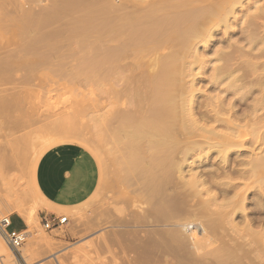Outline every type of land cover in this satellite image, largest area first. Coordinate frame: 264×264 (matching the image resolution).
Returning <instances> with one entry per match:
<instances>
[{"label": "rangeland", "instance_id": "374dc122", "mask_svg": "<svg viewBox=\"0 0 264 264\" xmlns=\"http://www.w3.org/2000/svg\"><path fill=\"white\" fill-rule=\"evenodd\" d=\"M20 1L23 5H21L18 0H0V145L2 147L5 144V149H3L4 147L2 148L4 153L2 151L1 152L3 154L0 152V182L3 179L15 181L14 183H16V185L17 184L19 185V188L17 187L19 194H20V192L21 193L25 192L26 195H24L23 197L20 195L21 196L20 197V196H18L19 194H17V198L16 197L10 198L8 196V194L3 191L2 183H0V198H2L4 200V203H3L4 205L3 206L1 205L2 212H0V217L9 218V217L20 216L24 220V222L27 226L25 229V232L27 234V241H26L25 246L22 248V250L29 249L28 232L33 230L32 225L29 223L28 220H26V218L28 216L29 211L32 208L37 207L38 212H37V216L35 217V220H36L35 222L38 225L37 226V229H39L38 232H40V234L42 236L46 237L47 239L49 238L48 240H50L52 243H54V246L56 245L55 250H59V251L61 250V252L63 251L62 252L63 255L60 257L62 264H143V261L146 264H150V262H152L153 260L151 261V260H149V258L145 259L146 257L150 256V253L151 254L153 253V255H155L157 257V258L155 257L154 262H152L153 264H156V263L157 264L158 263H161V264H191V261H192V264H195V263L196 264H210V262H211V264H251L250 262L252 260H253V264H254V262H256V259H257L258 264L259 263L264 264V261H263L264 260V250H261L262 248L264 249V245H263V243H264V238H263V236H264V219H263L264 218V203H262V202H264V191H263L264 189H262L260 186H258V184H260L258 181L257 182L254 181V180H257V179H255V177L258 178V180L260 179V182H261L262 178L257 177L256 175H255V177H253L254 175H252V176L249 175L248 176L249 178L248 177L246 178L247 180L246 179L241 180L236 176L237 175L236 171H238V169L241 168L239 166L240 163L242 164L245 161H247L246 163H249L248 161H251V160H252L251 163L255 162L256 155L261 157V155L264 153V144L259 145V143H262V142L258 141L259 143L256 144L257 140L254 139L253 141L256 142V143L254 142V147L252 146L253 141H250V143L248 142L245 144L246 146H245L244 151L243 150L239 151V148H235V150L233 149L231 151L232 153L229 152L230 156H228L229 157L228 159L230 161L229 164L231 167V172H230L231 174H229V175L232 176L235 174V176H236L235 179L237 181L240 180V181H238L239 184L235 182L236 186L238 184L239 193L242 192L243 190L247 189V188L242 189L243 184H249V186L251 185L248 189L249 190L248 193H247V191H245V195L247 193V199L245 202L246 206H247V208H246L247 210H246V212L241 213V211L240 212L237 211L239 208V207L237 208V205L234 206L233 203L232 204L230 203L231 204V207H230V205L228 203V201H231L232 200L231 198L234 197V196L231 197V195H235L238 193V191H235V190H237V188L236 189L234 188L235 190L231 189L229 191V193L227 192V196L229 195L228 197L224 196L226 198L225 200H228L230 198V200L226 201L228 203L229 208L228 207L225 208V206L223 205L225 200H224V197L221 196L222 195L221 191L223 189L222 181H226V182H228V181L224 180V177L220 176V173L218 172V171H221V173H222L223 169H220V168H222L223 165L221 163L222 167H220V159H219L220 155L218 153H216L215 150H212L210 152L211 154H209V158H206V160H204L203 163L201 162L203 159L197 161V156H199V154H200V151H197V150L195 153L192 152L193 155L192 154L189 155L190 157L188 156L186 161L183 159L185 151L187 149H189V147L191 145L195 146L196 144H199V145L201 144L202 147L208 148V145L203 144L206 142V138H211L210 143L211 142L213 143V140L215 143V141H216L215 138L213 139V137H207L208 135H206V136L204 135L206 137L205 138V137L200 136L198 134L195 135V133H194V135H195L194 137H193V135H191V136L187 135L186 136L185 134L182 133V131H180L181 132L180 134L178 133L179 132L178 131L176 134H179L178 139H180V141L178 142V140H176V141L174 140V142L172 144H170L171 145L170 149H168L167 153H166V154H168V156H166L168 158V160L166 158H164L166 161H168L167 162L168 164H166L167 166L165 165V167L168 169V171H169V169H171L167 175L169 177L165 180L164 185H162L161 187L157 183L158 181H156L157 185H155V183H154V185H155L154 186L153 183H151V185L149 183L146 184V178H145L146 176H145V172L142 171L143 170L142 165L139 168V170H136V171L135 170H131V171L128 170V168L130 169V167H128L127 163L129 164V161L131 160L130 156H131L132 150H131V148L128 147L129 145L127 146L128 142L126 140V135H125L126 132L125 131L123 132L122 127H119V126H121L120 125L121 122H119L120 118H118L115 115H112L113 117L115 116V118H113L114 121H112V119L111 120L109 119L110 121L107 123L103 119L105 117V114L108 118V116L111 115L109 112L113 113V110H115V112L119 111V114L123 113L124 111H125V113L128 112V114H129L130 111L133 112V111L138 110V108H139V110H141V108H145L144 105H146L148 103H149V107H151L153 101L152 100H151L152 102L150 101V99H149L150 94H148V93L152 92L151 89H153L155 84L153 85L149 79V75H148L149 71L148 70L151 67V66L150 67L148 66L149 62L151 61V59L155 60V57L157 58V61L159 59L164 58L161 56H162V54L165 53V51L167 52L166 56L168 54H170L172 50L174 52L176 48L170 47L172 40H173L172 44L178 45L175 47L180 46V48H181V45H182L181 41H183V43H184V40L186 41V39H188L186 42L187 45H185V44H183V45H185L184 48L186 46H188L189 49L186 47V49H182V52L185 51L184 54L186 53L185 59L187 61V64H186L187 67L184 64L185 59L183 58L182 61H180V66H179L180 68L178 67L180 71L177 68V70L179 72L177 73V71H176V76H178V74L181 75V76H178L179 79H180V77H182V78L186 77L184 81L180 80V83L178 84V87H180L179 89L183 90L182 94L183 93L185 94L186 92L189 93L188 92L189 87H186V85L189 86L188 83L191 81L190 78L192 79V74H194V73L198 74V72L200 73V75L197 76V79L195 82L196 89L198 88L197 91H199L196 93V97H195V100H196V102H195L196 117L198 116L197 115L198 112L199 113L201 112L200 114H202V112H203V113H205V115H207L208 112L210 113L211 112L210 110H212V106L210 109V103H209L210 101H212L211 97L216 98L218 96H221L224 100L226 99V105L227 106H228V104L230 105L229 102H231V101H229V100L233 99L235 105L237 103L239 104V108H238V106H237L238 104H237L235 107V110L237 108V109H239V111H237V112H240L238 114L239 115L243 114L244 113L243 109L247 108V106L251 102H253V100L256 101V98L259 96V94L258 93L255 94V95H257V97H255V95H252V97L254 96V98H255L253 100L252 99L250 100V98H252V97H250V95H249L247 97L248 103L244 102V101H243L244 102L243 103V102L239 101L240 97L238 99L235 94L230 93V92L229 93L227 92V94H226L224 89L219 90V88L215 84H212L211 76L214 74L215 68H219L221 66L222 67L223 66L229 67L230 65L234 67V66H236V64L240 63L239 62L240 58L237 56L236 52L233 51V49L238 48L237 47L238 45L240 47H241V45H242V47L244 45L245 50H250V46L248 45L247 40H246V36L248 35V33L250 34V32L255 30V28H256V30L258 29V31L261 32V35H262V33H264V19L262 21V18H260V16L264 18V0H238V2L236 0H232V1L231 0H223V1H226V2H224L225 3V6H223V7H225L224 9L225 10L227 9L230 12L234 9L233 12H235L233 14L232 13L229 14L227 16V18H225V16H224V18H222L223 14H222V16H220L218 18L217 14L214 13L215 10L211 9V12H212L211 13L209 11L210 8L208 10L204 9V11L201 12L200 11L201 9L199 7V4L201 6V1H199V0H196L195 2H194V0H190L192 3H189V0H182V1H180L181 3H179V1H177L179 3L178 4L176 2V4L178 6L175 4L177 6L176 7L177 9L172 8V6L174 7L173 3H172L173 5H171L169 7V9L166 6L162 7L163 13L160 15L163 16V14H165L166 18L164 16H163L164 18H162V17L159 18L160 19L159 23L160 22L164 23V24L162 23V25H163L162 29L164 28V30L161 29V27H160L161 24L158 28L159 32H161L160 33L161 36H160L159 32L157 33V31H158V29H157L156 33H153V36L150 35L149 40H147L148 39V38H146L147 36H145L146 39L144 38V36H141V37L139 36L140 38L135 37V39H136L135 44H132V43H134L135 39H134V37H131V35L129 36V34H130L129 31H125L124 29H122L120 31V30H118V28H115V29H113L116 33L114 36V33H112L113 30H110V31H109V29L107 30L108 24L110 23V21L112 19L111 15H112V17H114V16L116 17V16L120 15V13L122 12V11H120L121 8L122 9L124 8V6L122 4L120 6L121 2H119V1L114 2V4H113V2L112 3L109 2V5H108V1L106 2L107 5L105 4V1H104V3H103V5L105 4L104 7L101 5L102 2H100V4H99L100 8L95 5L96 2H93L94 7L91 6V4H89V6L94 9V12H93L94 14L92 13V15H91L90 10H88V7L87 8L84 7L85 3L82 4V6L80 4V7L84 10V12H82L81 15L78 14V12H79L78 11L79 5H78V7H77V9H78L77 14L78 15H75V16H74L75 10H73L74 7H68V8L66 7V10L70 9V11L67 10L68 12L64 11L65 8H63L64 10L60 12L61 14H58V12L60 11V9L58 10V7L62 8V5H61V7L59 5H54V7L58 6L57 9L55 8V12H54L53 6L52 7L51 6H45L46 2L45 3L44 2L39 3V1H34V2L27 1V0H20ZM16 3H19V5ZM98 3L99 2H97V5H98ZM196 3H198V4L195 5ZM224 3H223V5H224ZM30 4H31V6H30ZM110 4H112L113 6L111 7ZM116 5L117 6L119 5V7H120V8L118 7L119 10H118V8L116 9ZM179 5H181L182 7ZM197 6H198V8H195ZM202 6H205V5L203 4ZM165 8L169 11L168 13L165 10ZM42 9H44V11ZM171 9L173 11H171ZM28 10H30V12H28ZM86 10L88 11L89 15L87 14ZM91 11H92V9H91ZM110 11H112L113 14ZM117 11L118 12L120 11V12L118 13ZM164 11H166V13H164ZM184 11L187 13H185ZM207 11H208V13H207L208 18H209V14H212L213 16L215 14L217 16V17L211 16L212 18H214L213 20L217 21V22H213V20H212V22H213L212 23V22H208V20H205V23H208V25L210 27L212 26L213 29L212 28L210 29L211 31H210V33L208 32V36L206 34L205 38H207V39L206 40L204 39L205 40V42H204V40H203L204 36H201L200 38L197 36L200 39L199 40L198 38H195V37L193 38L189 35H191V32L196 31L197 28L200 25H202V24H200L201 20L205 19ZM33 12H34V14H33ZM39 12H40V14H39ZM66 12L70 15V17H69V15H68V17L66 16L67 15ZM107 12H108L109 16L107 15V19H106ZM171 12H173V13L176 12L177 15L176 14L170 15ZM55 13H56V19L54 16ZM63 13H65V14H63ZM188 13H189V17L187 16ZM193 13H195V14H193ZM57 14L59 16H63V18L58 17ZM71 14H72V17H71ZM114 14H117V15H114ZM256 14H258V15H256ZM34 15H35V17H34ZM39 15H41V18ZM190 15L191 16L193 15L191 17L192 19L190 18ZM91 16L95 19V22L97 25L95 24L94 19H92ZM95 16H97V17L95 18ZM201 16H203V17L201 18ZM228 17H229V19H228ZM65 18H67V20ZM210 18H209V21L212 19V18L211 19ZM247 18H249V19H247ZM46 19L47 20L50 19L52 21H50V20L45 21ZM98 19L100 20V23L98 22L99 21ZM167 19H168V21H171V23L167 22L166 21ZM195 19H197V21L201 19L200 23L197 24V21L195 22ZM206 19H207V17H206ZM226 19H227V22L225 23ZM62 20H66V21H62ZM71 20H72V22H71ZM73 20H74V22H73ZM177 20H178V22H177ZM188 20H189V22L186 23V21H188ZM76 21H77V23H76ZM143 21H145L144 24H148V23L151 24L152 22L154 23V21L156 22V20H153V18H150V20H149V18L145 19V20L143 19ZM179 21H180V23H179ZM245 21H247L246 25H245ZM166 22L168 23V25ZM48 23H49V25H48ZM174 23H175V25H174ZM177 23H179V24H177ZM237 23H239V24H237ZM240 23H241V25L243 24L244 28L240 25ZM81 24H82V26H81ZM103 24H105V25H103ZM137 24H139V23H137ZM141 24H143V22H141ZM141 24H140V26H141ZM193 24H196L195 28H194ZM247 24L251 25V27L250 26L248 27ZM93 25H94V28H93ZM197 25H199V26H197ZM252 25L254 27H252ZM77 26H78V30H76ZM226 26H227V28H226ZM66 27H67V29H66ZM174 27H176V29H174ZM177 27H178V29H177ZM190 27L193 30L190 31L189 30ZM48 28H50V29H48ZM72 28L73 29L75 28L74 31H77V32L75 33ZM95 28H97V31H98L96 33H95L96 30H94ZM259 28H261V29L259 30ZM103 29L105 30V32H103L104 31ZM160 29L163 31V34H162V31ZM167 29H169L167 33H169V32L170 33L165 35ZM172 29L175 30V35H174V31ZM171 30H172V34H171ZM247 30H249L248 33L244 35L243 33H245ZM124 31H125V33H124ZM164 31H165V33H164ZM182 31H183L184 35L186 36V39H184V35L182 37L180 36L181 33H179V32H182ZM225 32H228V34H226ZM55 33H56V35L57 34L58 35L56 36ZM98 33H100L101 35H97ZM119 33H121V35L124 34V35H122L123 39H125L126 35H127L128 42L131 43V46H129V47H127L128 44L126 45V50L129 52V54L124 49L125 45L122 46L123 43H125L126 41L121 38ZM75 34H76V36H75ZM109 34H110V38H109ZM154 34H155V36H154ZM156 34H157V37H156ZM48 35L50 36L49 38L47 37ZM95 35H97V37ZM116 35H118L120 37L118 38ZM177 35L180 38V40L178 39ZM101 36H103V37H101ZM105 37H107L106 38L107 41L105 40ZM142 37H143V39H142ZM151 37H152V39H151ZM210 37H211V39H210ZM167 38H168V41H167ZM174 38L177 40H175ZM201 38H202L203 44L201 42ZM129 39H131V41H129ZM138 39L139 40L142 39L139 42L140 44L138 43V41H139ZM158 39H159V41H158ZM160 39H162V40H160ZM190 39H191V41H190ZM239 39H240V41H239ZM112 40H113V42H112ZM245 40H246V43H245ZM104 41H106L108 43L106 44V42H104ZM120 41H121V43H120ZM148 41L150 43L152 42L153 44L151 45ZM160 41H162V42L160 43ZM179 42H181V43H179ZM190 42L191 43L197 42V43H194V45L190 47ZM103 43H105V44H103ZM130 43H129V45H130ZM137 43L140 46H138ZM162 43H165V44L169 43L170 45L168 44L169 47L167 45L165 47V44H164V47H165V49H164L162 47L163 46ZM234 43H236L235 46L238 44L235 48H234ZM93 44H94V47H93ZM97 44H99V45H97ZM147 44H149V45H147ZM109 45H113V47L115 49L112 46H110V48L109 47L106 48ZM117 45H119V49H118ZM133 45H134V48H132ZM174 45H172V46H174ZM48 46H49V49H48ZM120 47H121V51H123V52L118 53V52H120ZM144 47H147V48H144ZM151 47H153V48H151ZM155 47L157 50H155ZM103 48H104V50H103ZM148 48L150 49V53H149ZM180 48H179V50L176 49V53H178L177 51H180V53H181ZM197 48H198V50H197ZM111 49H112V52H111ZM139 49L142 52V53L140 52V54L137 53L139 51ZM141 49H143V50H141ZM145 49H146V51L148 49L147 53H146ZM168 49H170V50H168ZM195 49H196V51L194 52ZM102 50L104 53L102 52ZM105 50L107 51V53ZM115 50H116V52H115ZM151 50H153V51H151ZM162 50H164V52ZM221 50L222 51L224 50L222 52L223 54L221 53ZM108 51H110V52H108ZM131 51H133V53H131L132 56L130 55ZM197 51L199 52L198 53L199 59H201V60L204 59L202 64H201L202 61L201 62L199 61L200 64H198L196 62V59L199 60L197 57L195 59V56H197L195 53ZM101 52H102V54H100ZM134 52H135V55H134ZM151 52H152V54H151ZM153 52L157 54V55L154 54V57H153ZM188 53L190 54V56L188 55ZM218 53H220V56ZM107 54H109V56ZM148 54H150L149 56L150 57L152 56V57L149 58ZM111 55H112V57H111ZM123 56L124 57L126 56L127 59L124 58ZM135 56L138 58L136 59ZM157 56H159V58ZM192 56H193V58H192ZM130 58H132V59H130ZM144 58H145V60H144ZM258 58L259 59H257V56L255 57V62H258L259 64L264 63V61H263L264 56H261V55L259 56V54H258ZM129 59H130V61H129ZM133 59H134V63L132 62ZM123 60H125V61H123ZM136 60L138 63H136ZM183 60H184V62H183ZM226 60H227V62H226ZM236 60H237V62H236ZM194 61L196 64L193 66ZM222 61H224V62L222 63ZM230 61H231V63H230ZM181 62H182V65L186 67L185 76H184L185 71L183 73V70H185V67L182 70ZM123 63H125L127 65V68H126V65H124ZM131 63L133 64V66L131 65ZM224 64H226V65H224ZM150 65H151V63H150ZM222 67H221V69H222ZM124 68H126V69H124ZM127 69L129 71H126ZM173 73H174V71H173ZM210 74H212V75H210ZM118 75H120V76H118ZM204 75H205V77H204ZM147 78L149 80L145 81ZM138 79H139V81H138ZM121 80H123L124 82ZM136 80H137V82H136ZM114 82H115V84H114ZM225 83H227V81ZM183 86H184V88H183ZM148 87H149V89H148ZM127 89H128V91H127ZM144 90L146 93H144ZM129 91H130V93H129ZM223 91H224L225 95H224ZM17 92H18V94L20 93L19 99H18V97L16 98V96L14 98V95ZM144 94H146V95L148 94V95L147 96L145 95V97H144ZM152 94H153V92H152ZM151 95H150V97H151ZM233 96H235V99L238 101H235ZM146 97H147V99H146ZM208 97L211 100H209ZM115 98L117 99V103L115 102L116 101ZM207 100H208V103L206 102ZM150 102H151V105H150ZM114 103H116L117 106H114ZM205 103H206V105H204ZM10 104H11L12 108L10 107ZM208 104H209V106H207ZM252 104H254V103H251L250 106H252ZM14 105H15L16 109H15ZM241 105H243L242 106L243 109H242ZM140 106H141V108H140ZM115 107L119 108V109H116ZM240 107H241V109H240ZM201 108H203L204 110H202ZM21 109L22 110L24 109V111H20ZM144 110H146V109H144ZM115 112H114V114H115ZM23 113H24V115L26 113L27 117H28L29 113H33L35 115V117H39V116L43 115L44 118H43V121L41 123H38V124L34 123L35 125H33L31 123L33 125L32 126L30 124V122L28 121L27 117L25 118L23 116V119L22 118L20 119V117H21L20 114L23 115ZM260 113L262 115L263 111L261 110L258 113L259 116H260ZM36 115H38V116H36ZM210 115H213V114L211 113ZM97 117L98 118L100 117L102 119V120H100V118H99V121H100L99 124L102 123V121H104L103 122L104 124L105 123L107 124L106 126H104L103 124H100L102 129L99 128L100 126L97 122V119H98ZM110 117L111 116H109V118ZM16 118H18V119H16ZM116 118L118 119V121ZM105 120L107 121L106 118H105ZM13 122L17 126V128H15V129H14ZM17 123H18V125H17ZM109 123H111V125H109ZM9 124H12V125L9 126ZM97 124L99 127L97 126ZM117 124L119 126H117ZM203 124H204V122H203ZM115 125H116L118 132L115 129ZM210 125H211V123H210ZM8 126H9V128H8ZM107 126H109V127H107ZM119 128H120L121 134H120ZM220 128H222V127H219V129ZM10 129H11V132H10ZM103 129H105V130L102 131ZM6 131H8V132H6ZM79 132H81L82 134L85 133L84 135H86V137H88V139L90 138V140L92 142H94L93 144H95V146H97V148L100 150L99 151L100 155H101L100 157L102 158V156H103V158L101 159V158H98L96 156V154L92 153L95 156V158L97 159L99 167H100V174H101L100 183H99L98 189H97L96 193L94 194V196L81 207V208H83V212H82L83 215L80 214V216L75 217L76 215L74 216L72 214L73 211H71V210H70V212H67V211L60 212L57 215L68 217V219L70 221L69 225L62 227L61 229H58V230L46 231L41 224V219H42L43 215L46 214V213H44L45 204L34 193L35 191H34V188L32 186V180H31L32 179V164H33L34 156H35L34 150L38 148V143L33 142L31 144L32 139L30 140V138H34L37 135L38 136L43 135L45 137H48V136H54V135H59V134L64 135V134H68V133H79ZM116 133L117 134L119 133L120 137L118 135L117 136L118 138H116V136H115ZM123 133H125V134H123ZM172 133L174 135L175 131H173ZM172 133L171 134L169 133L168 136L169 135L171 136ZM185 137H186V139H185ZM200 137H201V139H197ZM202 138H203V140H202ZM8 139L9 140L14 139L13 143L16 141L18 143H22V144L24 143V146L26 148L25 151L22 153V155H20L21 158L20 159L18 158L15 160L16 164H14V166H11L13 163H11L10 166L3 163V160H7L8 157L11 159V161L13 159L12 153H9L8 151L6 152V148H7L6 142L7 143L9 142ZM29 140H30V143H29ZM192 141H194V142H192ZM207 141H209V140H207ZM2 142H3V144H2ZM11 142H12V140H11ZM217 142L218 141H216V143ZM28 144H29V146H28ZM257 145H259V146H257ZM144 147H145V149L140 150L139 154L141 156H143L142 154H144L143 157L147 156V154H148L147 157H149V155L151 154V149L149 148V144L148 145H147V143H146V145L144 144ZM8 148H7V150H9ZM190 148H192V146ZM253 148H256L254 150L255 152L253 151ZM259 148H261V150H259ZM0 150H1V148H0ZM236 150H238V151H236ZM260 151H263V152H260ZM8 153H9V155H8ZM154 154H155V152H154ZM195 155H197V156H195ZM247 156H248V159H246ZM171 157L173 159L172 162H170V160H172ZM237 157H240L241 159L237 158ZM128 158H130V160ZM181 159H183V160H181ZM214 159H217V160H214ZM100 160H102V162ZM11 161L8 160V162H11ZM177 161L179 163H176ZM191 161L194 162V164L191 163ZM196 161H197V163H195ZM172 164L174 166H172ZM168 165H169V167H168ZM176 165L177 166L182 165L180 167V169H181L180 171L183 174L178 173L179 167L176 169V167H177ZM216 165L219 167V170H217V172L215 170V168L217 167ZM170 166H172V168ZM192 166L195 169V171L192 170V171H194V173L198 172L200 175L202 174L201 177H203L204 174L206 175V176H204L203 179H205V177L207 179V175H209V177H211V175H214V172H215V174L218 173L219 174L218 176L221 177V178H219V177L215 176L216 180L217 179L220 180L223 178L222 181L220 180L221 181L220 183L218 182L219 180L216 181L214 178V180L217 183H219V184L222 183V185L214 186L211 189L212 190L211 192L214 196H216V191H217V195L220 196V200H219V197L217 200V202H219V203L218 204L216 203L215 207L213 206L214 202H212V207H211V205H210L211 203L209 202L211 197L209 198L207 196L208 194L207 195L203 194V196H202V197H204L203 198L204 199L203 204L206 206L205 207L201 203V201H203V199L201 197H200V199H198V194L196 197L195 196L196 193H194L195 198L194 197L191 198L193 191L191 194V191H189L188 187H186V188L183 187L182 182L184 180H186V182H184V183H187V180L190 179L189 176H191L190 173H191V169H193ZM237 166H238V168H237ZM232 167H234L235 169ZM209 169H213V170H209ZM233 169L235 170V172L233 171ZM173 170H176V171L178 170V171L176 173V171H173ZM132 171H133V173H132ZM205 171H206V173H205ZM128 172L130 173L131 176L128 175ZM170 172L173 173L172 177L170 176V174H171ZM211 172H213V174ZM174 175H175V177H173ZM179 175H180V177H179ZM177 177H179V178L177 179ZM181 177L184 178L183 181H182ZM252 177L254 180L252 179ZM139 178L140 179L142 178V179L139 180ZM180 178H181V180H180ZM235 179H233V176H232V180H235ZM248 179H249V181H248ZM179 180H180V182H179ZM142 181H143V183L144 182L145 183L143 184ZM172 181H174V183ZM208 181H211V179H209ZM241 181L243 183H241ZM244 181L247 183H244ZM253 182H254V184H252ZM262 182H264V180ZM177 183H178L179 187L182 186V187H180L181 189L177 188L178 187ZM263 185H264V183H263ZM156 186H159L160 188L159 187L156 188ZM175 186H176V188H175ZM149 187H150V189H149ZM163 187H164V189H163ZM239 187H241L240 189H242V191H240ZM254 187H255V189H254ZM250 188H251V190H250ZM154 189H156V192ZM152 190H154L155 194ZM176 190H177V194H178V192L181 193L183 190L184 194L183 193L180 194L181 197L183 195V197H182L183 199L180 197V195H179V197L177 196ZM148 191H149V193H148ZM150 193H152V194H150ZM174 193L176 195H174ZM185 194H187V198L184 197ZM22 195H23V193H22ZM224 195H226V194H224ZM175 196H176V201H174ZM162 197H164V198L162 199ZM177 197L181 201V203H180V201L177 202ZM184 198H185V200H184ZM188 198H189V200H186ZM194 199H195V202L197 201L199 203L198 204L199 206L196 205V206H194V207H196V209L195 208H192V209H195L197 211L199 209V207H201L202 209L200 208L198 210L200 213H202V215L201 214L200 215L204 216L205 219L208 216L207 220L208 219L211 220V218H212L211 222L213 223V229H212V234L209 235L211 238L210 237H208L206 239L204 238L205 240L202 239L203 242L197 241L196 243H194L191 241L192 242L191 244H190V242H188L186 244H183L184 246L183 245L180 246L181 242H179L180 244H179L178 248H177V246L175 248V244H173V242L170 243L172 241V236L176 233L175 229L173 230L174 225L172 226V224L176 223L177 220H180V219L184 220V217H185V220L188 219V215H190V214H185V213H184L185 215L179 214V216L173 218L174 215L172 216V214H171L172 208H174L177 205H180V207H181L182 205H184V201L190 202V203H187L189 205L194 204L193 202H191V200H194ZM196 199H198V200H196ZM162 200L164 202H162ZM205 200H207V201H205ZM159 201H160V204L162 203L161 205L159 204ZM182 201H183V203H182ZM8 202L11 204V207H8V205H7ZM205 203H208L210 205V207H209V205H206ZM220 203H221V205H220ZM234 203H235V201H234ZM158 204L160 205V207H159V209H161L160 212H162V210H163V212H162L163 214L160 212L158 213V211H159V209H157V206H159ZM163 204H164V207H163ZM173 205H175V206H173ZM232 205H233V207H232ZM216 206L218 209L219 208L221 209V206L222 207L224 206L223 207L224 211L219 209V212H218V210H215V209H217ZM210 208H213V209L215 208L214 209L215 211L210 209ZM234 208L235 209L237 208L236 211ZM205 209H206V213L204 212ZM225 209H227V210H225ZM76 210H78V209H76ZM202 210H203V212H202ZM211 212H212V214H211ZM215 212H218L219 215ZM224 212H226L227 215H226V213L224 215ZM157 213H158V217H157ZM244 213H245V215H244ZM206 214H207V216H206ZM159 215H161L160 221H158ZM186 215H187V218H186ZM217 215H218V217H217ZM155 216L157 218H155ZM209 216H210V218H209ZM246 216H248V217H246ZM79 217H81V219ZM242 218H244V219H242ZM222 219H224V221H222ZM210 220H209V222H210ZM226 220L229 223H231V221H232L234 224L233 225L228 224V223H226ZM246 220L247 221L251 220L250 221L251 222L250 226L252 227L251 230H250L249 225H248L249 227L244 226L245 224L247 225ZM87 222H88V226H87ZM89 223L94 225L95 228L93 231H91L92 229H90V230L88 229V227L90 225ZM240 223H241V225H239ZM84 224L86 225L87 228L85 227ZM242 224H243V226H242ZM228 225H231L230 228L228 227ZM90 227H91V225H90ZM236 227L237 228L239 227L240 230L238 228V231H237ZM243 227L244 228L246 227L245 230ZM24 228H25V226L23 225V223L20 220H18L16 217L13 218L11 230L20 231ZM84 228H85V230H84ZM248 228L251 232L253 230L252 234L249 232ZM171 229L174 231V234L171 231ZM114 231L116 234H114ZM170 231H171V233H169ZM231 232H233V233H231ZM258 232H260V233H258ZM122 233H123V237L125 238L124 239L125 243H122L119 245H118V243H116L114 245L112 240H114L115 236L117 237V235H118V238L120 237V239H121ZM210 233H211V231H210ZM261 233H263L262 236H261ZM162 234H164V235H162ZM169 234L171 237L169 236ZM258 234H259V236H257ZM212 235H213V237H212ZM243 236H245V237H243ZM251 237H252V241H251ZM156 238H158L157 241H155ZM235 238L236 239L238 238L237 239L238 241L234 240ZM260 238H262V239L260 240ZM207 239H209L208 242H207ZM254 239H256V240H254ZM110 240H111V242H110ZM257 240L260 243L259 245H258ZM126 241H127L128 245L126 244ZM144 241H147V243H145ZM152 241H154V242L151 243ZM158 241H159V243H158ZM249 241H251V242H249ZM161 242H163L164 246ZM87 243H89V245ZM105 243H106V246H105ZM148 243L151 245V247L146 246L148 248V251H149L148 256L144 255L145 252L140 254L141 252L137 250V247H139L141 244H143V246L147 245ZM193 243L195 244V248L193 246L194 245ZM203 243L205 246H203ZM233 243L235 245H233ZM237 243H240L241 245L243 244V246H241V245L238 246ZM85 244H87V245H85ZM154 244H156V245H154ZM102 245H104V246L102 247ZM122 245H123V247H121ZM131 245H132V248H131ZM157 245H159V247L161 245L162 246L159 249ZM165 245H166V251L164 248ZM169 245H170V248H169ZM172 245L174 246L175 249H173ZM176 245H177V242H176ZM249 245H250V247H249ZM260 245H262L263 247ZM59 246H60V248H59ZM108 246H109V248H108ZM127 246H128V248H127ZM171 246H172V248H171ZM197 247H198V249H196ZM232 247H233V251H232ZM259 247H261V248H259ZM78 248H81L80 253H79ZM168 248H169V250H168ZM180 248H181V250H179ZM244 248H246L247 251ZM170 249H171V251H170ZM248 249H249L248 254H250V256H248V254H247ZM253 249L254 250L256 249V250L254 251ZM22 250H21L20 256H17V255L16 256L21 260V264H26V262H24L21 259V255L24 253V251H22ZM74 250H76V252L78 254L75 253ZM95 250H96V253H95ZM128 250H130V251L128 252ZM176 250H177V253H176ZM178 250H179V253L182 251V253H180V255H178ZM238 250H240L242 253L245 251V253L242 254ZM251 250H253L254 252ZM82 251H83V253H82ZM150 251H152V252H150ZM195 251H196V253H195ZM88 252H89V254H88ZM154 252H157V253L155 254ZM161 252H164V255H167L166 252L168 253V256H166L167 258L165 257L166 259L169 260V261L167 260L168 262L165 259V263H164V256H163V253H161ZM192 252H194L195 255ZM203 252H205V253H203ZM213 252H214V254H213ZM216 252H218L217 253L218 257H217ZM233 252H234V254H233ZM84 253H86V254H84ZM170 253L171 254L174 253V255L171 256ZM175 253H176V256H175ZM199 253L202 255V257L200 256ZM253 253L257 256H255ZM160 254H161V258H160ZM235 254L236 255L239 254V255L236 257ZM143 255L145 258L143 257ZM157 255L159 256V259L162 260L161 262L159 261ZM198 255H199V257H198ZM252 255H253V257H252V260L250 261V258ZM183 256H185V258L187 257V259H185ZM212 256H213V258H215L214 260L211 259ZM239 256H241V257L243 256V257L241 259L240 258L238 259ZM174 257H175V259H174ZM217 259H218V261H217ZM260 259H262V261H260ZM141 261H142V263H141ZM32 262L35 264H40V263L41 264H49L50 261L47 258V259H44L40 262H36V260L32 261ZM28 263L31 264L30 262H28Z\"/></svg>", "mask_w": 264, "mask_h": 264}, {"label": "bare ground", "instance_id": "6f19581e", "mask_svg": "<svg viewBox=\"0 0 264 264\" xmlns=\"http://www.w3.org/2000/svg\"><path fill=\"white\" fill-rule=\"evenodd\" d=\"M19 2H20V4L21 5H23L22 3H21V1L20 0H18ZM27 1H32V2H34V1H39V3L41 2H46V5L45 6H53V11L55 12V8L57 9V7L58 6H56V7H54V5H59L60 7H61V5H62V8H59L58 7V10L60 9V11L58 12V14H61L60 12L61 11H63L64 9L63 8H65V10L64 11H67V10H69L70 11V9H67L66 10V7L68 8V7H76L75 9L73 8V10H75V12H74V16L75 15H81V13L82 12H84V10L80 7V4H81V6H82V4H84V7H88V10H90V12H91V15H92V13L94 12V9L92 8V7H90L89 6V4H91V6H93L94 7V4H93V2H96L95 3V5L96 6H98L99 8H100V6H99V4H100V2H102V6L104 7V5L106 4V2L108 1V5H109V2L110 3H112L113 2V4H114V2H117V1H119V2H121L120 3V6H121V4L124 6V8L122 9L121 8V10L120 11H122L121 13H120V15H118V16H114V17H112V15H111V21H110V23L108 24V27H107V30L109 29V31L110 30H113V29H115V28H118V30H122V29H124L125 31H129L130 32V34H129V36L131 35V37H134V39H135V37L136 38H140L141 36H144V38H145V36H147L146 38H148L147 40H149V38H150V35H152L153 36V33H156V31H157V29L159 28V26H160V24H161V29H162V23L163 22H160L159 23V18L160 17H162V18H164L165 17V14H163V16H161L160 14H162L163 13V9H162V7L163 6H166V7H168V9H169V7L171 6V5H173L174 4V7L172 6V8L174 9V8H176L178 5L176 4V2L177 1H179V3H181L180 1H182V0H27ZM104 1H105V4L103 5V3H104ZM196 0H194V2H195ZM199 1H201V6L204 4L205 6H200V4H199V7H200V11L201 12H203L204 11V9H206V10H208L209 8H210V12H211V9L212 10H215V12L214 13H216L217 14V16H218V18L220 17V16H222V14H223V17L222 18H224V16H225V18H227V16L229 15V14H233V13H235V12H233V10L230 12V11H228L227 9L225 10L224 8L225 7H223V6H225V3L224 2H226V1H223V0H199ZM232 1V0H231ZM237 2H238V0H236ZM91 2V3H90ZM97 2H99L98 3V5H97ZM175 2V3H174ZM185 2V1H184ZM193 2V3H194ZM173 3V4H172ZM178 3V2H177ZM178 3V4H179ZM188 3V2H187ZM189 3H192L190 0H189ZM188 3V4H189ZM223 3H224V5H223ZM16 4H18L19 5V3H16ZM35 4V3H34ZM177 6H176V5ZM183 4V3H182ZM198 3H196L195 5H197ZM227 4V3H226ZM20 5V6H21ZM43 5V4H42ZM78 5H79V7H78ZM86 5V6H85ZM88 5V6H87ZM107 5V4H106ZM229 5V4H228ZM30 6H31V4H30ZM110 6L112 7L113 5L112 4H110ZM109 6V7H110ZM115 6V5H114ZM179 6H181V5H179ZM227 6V5H226ZM19 7V6H18ZM77 7H78V9H77ZM97 7V8H98ZM119 7V5L117 6L116 5V9ZM182 7V6H181ZM228 7V6H227ZM226 7V8H227ZM261 7V6H260ZM90 8V9H89ZM96 8V7H95ZM120 8V7H119ZM119 8H118V10H119ZM180 8V7H179ZM195 8H198V6L197 7H195ZM235 8V7H234ZM91 9H92V11H91ZM112 9V8H111ZM177 9V8H176ZM40 10V9H39ZM43 11H44V9H42ZM79 12H78V11ZM98 10V9H97ZM165 10L167 11V13L169 12L166 8H165ZM47 11V10H46ZM52 11V12H53ZM119 11V12H120ZM166 11H164V13H166ZM171 11H173L172 9H171ZM177 11V10H176ZM197 11V10H196ZM28 12H30V10H28ZM27 12V13H28ZM49 12V11H48ZM68 12V11H67ZM66 12V13H67ZM72 12V11H71ZM77 12H78V14H77ZM86 12H87V14L89 15V13H88V11L86 10ZM97 12V11H96ZM106 12V11H105ZM110 12H112V11H110ZM118 12V11H117ZM118 12V13H119ZM185 12V11H184ZM230 12V13H229ZM36 13V12H35ZM115 13V12H114ZM117 13V14H118ZM185 13H187V12H185ZM207 13H208V11L206 12V16H205V19L203 20H201V23H200V20H198L197 21V19H195V22L197 21V24L198 23H200V24H202V25H197V26H199L198 28H197V30L196 31H193V32H191V35H189V36H191V37H195V38H200L201 36H204V38H203V40L205 39H207V38H205L206 37V34H207V36H208V32L210 33V29L212 28V26L210 27L209 25H208V23H205V20H208V22H212V20L214 19V18H212V17H217L215 14H214V16L212 15V14H209V18L211 19L210 21H209V18H208V16H207ZM212 13V12H211ZM33 14H34V12H33ZM39 14H40V12H39ZM53 14V13H52ZM57 14V15H58ZM63 14H65V13H63ZM94 14V13H93ZM96 14V13H95ZM103 14V13H102ZM112 14H113V12H112ZM117 14H114V15H117ZM176 14V12L175 13H173V12H171L170 13V15H175ZM193 14H195V13H193ZM201 14V13H200ZM49 15V14H48ZM68 13H67V17H68ZM87 15V16H88ZM101 15V14H100ZM107 15H108V12H107V14H106V19H107ZM177 15V14H176ZM199 15V14H198ZM256 15H258V14H256ZM31 16V15H30ZM40 16V18H41V15H39ZM55 19H56V13H55ZM105 16V15H104ZM109 16V15H108ZM186 16V15H185ZM187 16L189 17V13L187 14ZM193 16V15H192ZM191 15H190V18L192 17ZM200 16V15H199ZM231 16V15H230ZM34 17H35V15H34ZM58 17H62L63 18V16H59L58 15ZM65 17V16H64ZM69 17H70V15H69ZM71 17H72V14H71ZM92 17V16H91ZM97 16H95V18H96ZM203 16H201V18H202ZM206 17H207V19H206ZM247 17V16H246ZM29 18V17H28ZM33 18V17H32ZM39 18V17H38ZM149 18V20H150V18H153V20H156V22L154 21V23L152 24H149L148 22V24H144V22L145 21H143V19L145 20V19H148ZM166 18V17H165ZM251 18V17H250ZM260 18H262V21H263V17H261L260 16ZM45 19V18H44ZM59 19V18H58ZM66 20H67V18H65ZM92 19H94L93 17H92ZM109 19V18H108ZM186 19V18H185ZM184 19V20H185ZM192 19V18H191ZM194 19V18H193ZM221 19V18H220ZM228 19H229V17H228ZM247 19H249V18H247ZM48 20H50V19H48ZM47 19L45 20V21H48ZM66 20H62V21H66ZM97 20V19H96ZM99 20V19H98ZM152 20V19H151ZM176 20V19H175ZM43 21V20H42ZM50 21H52V20H50ZM57 21V20H56ZM61 21V20H60ZM70 21V20H69ZM107 21V20H106ZM167 22H169V23H171V21H168V19L166 20ZM193 21V20H192ZM203 21V22H202ZM248 21V20H247ZM247 21H245V25H246V23H247ZM255 21V20H254ZM68 22V21H67ZM71 22H72V20H71ZM73 22H74V20H73ZM94 22H95V19H94ZM99 23H100V20L98 21ZM141 22H143V24H141ZM166 22V23H167ZM174 22V21H173ZM177 22H178V20H177ZM187 22H189V20L188 21H186V23ZM194 22V21H193ZM213 22H217V21H214L213 20ZM212 22V23H213ZM227 22V19H226V21H225V23ZM244 22V21H243ZM242 22V23H243ZM249 22V21H248ZM258 22V21H257ZM260 22V21H259ZM76 23H77V21H76ZM87 23V22H86ZM137 23H139V24H137ZM179 23H180V21H179ZM179 23H177V24H179ZM250 23V22H249ZM256 23V22H255ZM85 24V23H84ZM95 24H96V22H95ZM140 24H141V26H140ZM164 24V23H163ZM237 24H239V23H237ZM47 25V24H46ZM48 25H49V23H48ZM97 25V24H96ZM100 25V24H99ZM103 25H105V24H103ZM167 25H168V23H167ZM174 25H175V23H174ZM192 25V24H191ZM195 25L196 24H193V26H194V28H195ZM212 25V24H211ZM240 25H241V23H240ZM81 26H82V24H81ZM92 26V25H91ZM182 26V25H181ZM231 26V25H230ZM242 27H243V24L241 25ZM247 26L249 27H251V25H248L247 24ZM59 27V26H58ZM97 27V26H96ZM99 27V26H98ZM168 27V26H167ZM170 27V26H169ZM179 27V26H178ZM178 27H177V29H178ZM183 27V26H182ZM192 27V26H191ZM190 27V31L191 30H193L192 28ZM214 27V26H213ZM252 27H254L253 25H252ZM261 27V26H260ZM88 28V27H87ZM93 28H94V25H93ZM217 28V27H216ZM226 28H227V26H226ZM231 28V27H230ZM244 28V27H243ZM258 28V27H257ZM48 29H50V28H48ZM64 29V28H63ZM66 29H67V27H66ZM73 29V28H72ZM75 29V28H74ZM74 29H73V31H74ZM84 29V28H83ZM99 29V28H98ZM160 29V30H161ZM170 29V28H169ZM169 29H167V31H166V33H165V31H164V33H165V35L166 34H169V33H167L168 32V30ZM174 29H176V27H174ZM174 29H172L173 31H174V35H175V30ZM213 29V28H212ZM229 29V28H228ZM247 29V28H246ZM261 28H259V30H260ZM58 30V29H57ZM76 30H78V26H77V29ZM94 30H96L95 31V33L96 32H98L97 31V28H95ZM93 30V31H94ZM104 30V29H103ZM162 30H164V28L162 29ZM161 30V31H162ZM166 30V29H165ZM172 30H171V34H172ZM183 30V29H182ZM188 30V29H187ZM230 30V29H229ZM245 30V29H244ZM90 31V30H89ZM125 31H124V33H125ZM248 31L249 30H247L245 33H243L244 35L245 34H247L248 33ZM54 32V31H53ZM52 32V33H53ZM56 32V31H55ZM58 32V31H57ZM69 32V31H68ZM75 33L77 32V31H74ZM103 32H105V30L103 31ZM118 32V31H117ZM159 32V29H158V31H157V33ZM73 33V32H72ZM71 33V34H72ZM93 33V32H92ZM112 33H114V36H115V31L113 30L112 31ZM122 33V32H121ZM121 33H119L120 34V36H121V38H122V35H124V34H122L121 35ZM161 32H159V34H160ZM179 33H181L180 34V36L182 37L183 35H184V33H183V31L182 32H179ZM226 34H228V32H225ZM260 33V34H259ZM60 34V33H59ZM62 34V33H61ZM118 34V35H119ZM162 34H163V31H162ZM54 35V34H53ZM55 35H56V33H55ZM58 35V34H57ZM56 35V36H57ZM97 35H101L100 33H98ZM97 35H95L96 37H97ZM106 35V34H105ZM104 35V36H105ZM118 35H116L118 38L120 37V36H118ZM126 35V34H125ZM243 35V36H244ZM75 36H76V34H75ZM108 36V35H107ZM113 36V35H112ZM140 36V37H139ZM154 36H155V34H154ZM160 36H161V34H160ZM169 36V35H168ZM198 36V37H197ZM242 36V37H243ZM46 37V36H45ZM48 38L50 37L49 35L47 36ZM101 37H103V36H101ZM156 37H157V34H156ZM155 37V38H156ZM159 37V36H158ZM165 37V36H164ZM177 37H178V35H177ZM190 37V38H191ZM248 37V38H247ZM94 38V37H93ZM107 37H105V40L107 41V39H106ZM109 38H110V34H109ZM145 38V39H146ZM173 38V37H172ZM188 38V37H187ZM198 38V39H199ZM116 39V38H115ZM114 39V40H115ZM123 39V38H122ZM132 39V38H131ZM131 39H129V41H131ZM133 39V40H134ZM142 39H143V37H142ZM142 39H138L139 41H138V43L142 40ZM151 39H152V37H151ZM164 39V38H163ZM175 39V38H174ZM178 39L180 40V38L178 37ZM183 39V38H182ZM184 39H186V36L184 35ZM183 39V40H184ZM192 39V38H191ZM191 39H190V41H191ZM210 39H211V37H210ZM118 40V39H117ZM121 40V39H120ZM123 40H125L126 42L125 43H123V45L122 46H124V49L126 50V45L128 44V46L127 47H129V46H131V43L130 42H128V37H127V35H126V38L125 39H123ZM132 40V41H133ZM160 40H162V39H160ZM175 40H177V39H175ZM178 40V41H179ZM187 40L188 39H186V41L184 40V43H183V41H181L182 42V45H181V48H180V46L179 47H175V46H178V45H174V44H172V42H173V40L171 41V48H176L177 50H179V48L181 49V53H180V51H177L178 53H176V49H175V51L173 52V50L171 51V53L170 54H168L167 56H166V51H165V55L164 54H162V56L161 57H164V58H162V59H159L158 61H157V58L155 57V60H153V59H151V61L149 62V79H150V81H151V83L154 85V87H153V89H151L152 90V92H153V94H152V92L151 93H148V94H152L151 95V97H150V95H149V99H150V101L152 102V105H151V102H150V105H151V107H149V103L148 104H146V105H144V107L145 108H141V106H140V108H141V110H139V108H138V110H136V111H133V112H131L130 111V113L128 114V112H126L125 113V111L123 112V113H121V114H119V111L116 113L115 112V110H113V113L112 112H109L111 115H109V116H111L110 118H109V116H108V118H107V116H106V114H105V117L103 118L104 119V121L107 123V122H109L111 119H112V121H114L113 120V118H115V116H117L118 118H120V121L119 122H121V126H119L118 124H117V126H119V127H122V129H123V132L125 131L126 132V134L125 133H123V134H125L126 135V140H127V142H128V144H127V146L129 147V148H131V150H132V152H131V160H130V158H128L130 161H129V164L127 163V165H128V167H130V169L128 168V170H139V168L141 167V165H142V171H144L145 172V178H146V184H150L151 185V183H153V185H154V183H155V185H157L156 184V181H158L157 183L159 184V186L161 187L162 185H164V183H165V180L169 177V176H167L168 175V173H169V171L171 170V169H169V171H168V169L165 167V165L166 164H168L167 162L168 161H166L164 158H166L167 160H168V158L166 157V156H168V154H166L167 153V150L168 149H170V144H172L173 142H174V140L176 141V140H178V142L180 141V139H178V135L181 133L180 131H182V133L183 134H185L186 136L187 135H193V137L195 136V135H200V136H203V137H205L206 135H208L207 137H213V139L215 138V140L216 141H218L217 143H216V141H215V143H214V140H213V143L211 142L210 143V141H211V138H206V142L205 143H203L204 145H208V148H206V147H202L201 146V144L199 145V144H196L195 146H193V145H191L192 146V148H190L189 147V149H185L186 151H185V153H184V157H183V159L186 161L187 160V157L189 156V155H191L192 154V152H196V150L197 151H200V154H199V156H197V155H195V156H197V161H199V160H202L201 162L203 163V161L204 160H206V158H209V154H211L210 152L212 151V150H215V152L216 153H218L219 155H220V157H219V159H220V167H222L221 166V163H222V165H223V167L222 168H220V169H223V171H222V173H221V171H218L219 173H220V176H222V177H224V180H227L228 182H226V181H222L223 180V178L222 179H220L221 181H222V183H223V189H222V191H221V196H227V192L229 193V191L232 189V190H235L236 188H237V190H235V191H238V181H240V180H236L235 179V177L237 176L239 179H241V180H245L249 175L250 176H252V175H254L253 177H255V175L257 176V177H260V178H262L261 179V182H260V179L258 180V178H256L255 177V179H257V180H254L253 179V177H252V179L255 181V182H259L260 184H258V186H260L262 189H264V185H263V183L264 182H262L263 180H264V153L261 155V157H259V156H257L256 154V157H255V162H252L251 163V161H248L249 163H246L247 161H245V162H243L242 164L240 163L239 164V166L241 167V168H239L238 169V171H236L237 172V175L235 176V174L234 175H232L233 176V179H235V180H232V176H230L229 174H231L230 172H231V167H230V164H229V157L228 156H230V154H229V152H231L233 149L235 150V148H239V151L240 150H243L244 151V149H245V144L246 143H250V141H253L254 139H256L257 140V143L255 142V141H253V147H254V142L256 143V144H258L259 142H262V143H259V145H261V144H264L263 142H264V63H262V64H259L258 62H255V57L257 56V59H259L258 58V54H259V56L261 55V56H264V33H262V35H261V32H259L258 31V29L256 30V28H255V30H253V31H251L250 32V34L248 33V35L246 36V40H247V43H248V45L250 46V50H245V46L243 45V47H242V45H241V47L238 45H236L238 48H235L236 46H235V44L236 43H234V48L235 49H233V51H235L236 52V54H237V56L240 58V63L239 64H236V66H229V67H225V66H221L222 67V69H221V67H219V68H215L214 70H215V72H214V74L212 75V74H210V75H212L211 76V81H212V84H215L218 88H219V90H221V89H224L225 90V92H226V94H227V92L229 93H233V94H235L236 96H237V98L239 99V97H240V100L239 101H241V102H247L248 100H247V97L250 95V97H252V95H255L256 93H258L259 94V96L257 97V95H255V97H257L256 98V101H254L253 99H255L254 98V96L252 97V98H250V100L252 99L253 100V102H251V103H254V104H252V106H250V104L247 106V108H245V109H243V105H241V107H242V109L244 110V113L243 114H238V113H240V112H237V111H239V109H237L236 108V110H235V107H236V105L238 104H234V101H233V99L232 100H229V101H233L232 103L231 102H229L230 103V105L228 104V106L226 105V99L224 100L221 96H218V97H216V98H214V97H211L212 98V101H210L209 103H210V109H211V106H212V110H210L211 112L209 113H207V115H205V113H203L202 112V114H200L198 111V113H197V115L199 116H197L196 117V112H195V102H196V100H195V97H196V93L197 92H199V91H197V89H196V84H195V82H196V79H197V76H199L200 75V73L198 72V74H192V79L190 78V82L188 83L189 84V86H187L186 84V87H189V90H188V92L189 93H187L186 91V93L184 94H182V89H179L180 87H178V84L180 83V80H185V78H182V77H180V79H179V77L178 76H181V75H179L178 74V76H176V71H177V73L180 71L179 70V66H180V61H182V59L184 58L185 59V54H184V52H182V49H186V47L188 48V46H186L185 48H184V46L185 45H187ZM195 40V39H194ZM200 40V39H199ZM205 40H204V42H205ZM230 40V39H229ZM246 40H245V43H246ZM93 41V40H92ZM106 41H104V42H106ZM110 41V40H109ZM152 41V40H151ZM155 41V40H154ZM158 41H159V39H158ZM157 41V42H158ZM167 41H168V38H167ZM170 41V40H169ZM193 41V40H192ZM236 41V40H235ZM239 41H240V39H239ZM243 41V40H242ZM96 42V41H95ZM112 42H113V40H112ZM117 42V41H116ZM123 42V41H122ZM135 42H136V39H135V41H134V43H132V44H135ZM149 42V41H148ZM162 41H160V43H161ZM181 42H179V43H181ZM201 42H202V38H201ZM108 42H106V44H107ZM120 43H121V41H120ZM129 43H130V45H129ZM137 43V44H138ZM145 43V42H144ZM143 43V44H144ZM150 43V42H149ZM159 43V44H160ZM177 43V42H176ZM193 43V44H192ZM190 42V47L191 46H193L194 45V43H197V42ZM231 43V42H230ZM96 44V43H95ZM103 44H105V43H103ZM110 44V43H109ZM113 44V43H112ZM116 44V43H115ZM118 44V43H117ZM140 44V43H139ZM138 44V46H140ZM142 44V43H141ZM151 45L153 44L152 42L150 43ZM163 44V48L165 49V47H166V45L168 46V44L169 43H162ZM164 44H165V47H164ZM183 44H185V45H183ZM192 44V45H191ZM202 44H203V42H202ZM243 44V43H242ZM97 45H99V44H97ZM121 45V44H120ZM147 45H149V44H147ZM156 45V44H155ZM170 45V44H169ZM172 45H174V46H172ZM180 45V44H179ZM189 45V44H188ZM231 45V44H230ZM106 46V45H105ZM110 46H112L113 47V45H109V46H107L106 48H110ZM118 46V49H119V45H117ZM157 46V45H156ZM183 46V47H182ZM197 46V45H196ZM195 46V47H196ZM206 46V45H205ZM232 46V45H231ZM93 47H94V44H93ZM149 47V46H148ZM160 47V46H159ZM169 47V46H168ZM114 48V47H113ZM132 48H134V45H133V47ZM136 48V47H135ZM144 48H147V47H144ZM151 48H153V47H151ZM48 49H49V46H48ZM98 49V48H97ZM115 49V48H114ZM131 49V48H130ZM149 49V48H148ZM148 49H147V51H146V49H145V51H146V53L148 52ZM161 49V48H160ZM189 49V48H188ZM232 49V48H231ZM248 49V48H247ZM101 50V49H100ZM103 50H104V48H103ZM103 50H102V52H103ZM141 50H143V49H141ZM155 50H157L156 49V47H155ZM167 50V49H166ZM168 50H170V49H168ZM197 50H198V48H197ZM106 51V50H105ZM127 51V50H126ZM136 51V50H135ZM151 51H153V50H151ZM163 52H164V50H162ZM189 51V50H188ZM187 51V52H188ZM192 51V50H191ZM196 51V49L194 50V52ZM224 51V50H223ZM222 50H221V53L223 52ZM257 51V52H256ZM102 52L100 53V54H102ZM108 52H110V51H108ZM111 52H112V49H111ZM114 52V51H113ZM115 52H116V50H115ZM114 52V53H115ZM121 52H123V51H121V47H120V52H118V53H121ZM128 52V51H127ZM140 49H139V51L137 52L138 54H140ZM144 52V51H143ZM155 52V51H154ZM153 52V57H154V54H156V53H154ZM158 52V51H157ZM173 52V53H172ZM228 52V51H227ZM255 52V53H254ZM104 53V52H103ZM106 53H107V51H106ZM131 53H133V51H131L130 52V55L132 56V54ZM136 53V54H137ZM142 53V52H141ZM149 53H150V49H149ZM159 53V52H158ZM198 51L195 53L197 56H195V59H196V57L199 59V56H198ZM111 54V53H110ZM116 54V53H115ZM126 54V53H125ZM124 54V55H125ZM128 54H129V52H128ZM151 54H152V52H151ZM160 54V53H159ZM193 54V53H192ZM219 54V56H220V53H218ZM223 54V53H222ZM106 55V54H105ZM108 56H109V54H107ZM134 55H135V52H134ZM144 55V54H143ZM150 54H148V56H149ZM157 55V54H156ZM182 55V56H181ZM188 55L190 56V54L188 53ZM130 56V57H131ZM140 56V55H139ZM201 56V55H200ZM227 56V55H226ZM111 57H112V55H111ZM116 57V56H115ZM114 57V58H115ZM119 57V56H118ZM124 57V56H123ZM152 57V56H151ZM150 56H149V58H151ZM158 58H159V56H157ZM102 58V57H101ZM108 58V57H107ZM124 58H126V56L124 57ZM123 58V59H124ZM134 58V57H133ZM135 58L137 59L138 57H136L135 56ZM140 58V57H139ZM187 58V57H186ZM192 58H193V56H192ZM262 58V57H261ZM127 59V58H126ZM130 59H132V58H130ZM130 59H129V61H130ZM141 59V58H140ZM224 59V58H223ZM109 60V59H108ZM115 60V59H114ZM143 60V59H142ZM144 60H145V58H144ZM148 60V59H147ZM146 60V61H147ZM194 60V59H193ZM204 60V59H203ZM203 60H201V59H199V60H197L196 59V62L198 63V64H200V62H201V64L203 63ZM225 60V59H224ZM237 60H236V62H237ZM105 61V60H104ZM123 61H125V60H123ZM140 61V60H139ZM153 61V62H152ZM200 61V62H199ZM258 61V60H257ZM264 61V60H263ZM132 62L134 63V59L132 60ZM183 62H184V60H183ZM192 62V61H191ZM224 61H222V63H223ZM226 62H227V60H226ZM136 63H138L137 62V60H136ZM150 63H151V65H150ZM230 63H231V61H230ZM124 65H126L125 63H123ZM184 64L186 65L187 64V61H186V59H185V62H184ZM191 64V63H190ZM196 63H195V61H194V64H193V66L195 65ZM227 64V63H226ZM226 64H224V65H226ZM229 64V63H228ZM234 64V63H233ZM131 65L133 66V64L131 63ZM181 65H182V62H181ZM204 65V64H203ZM131 66V67H132ZM179 67V68H178ZM182 67V70L184 69V67L185 66H181ZM186 67H187V65H186ZM186 67H185V70H183V73H184V71H185V73H184V76H185V74H186ZM198 67V66H197ZM126 68H127V65H126ZM126 68H124V69H126ZM177 68H178V70H177ZM131 69V68H130ZM148 69V68H147ZM146 70V69H145ZM126 71H129L128 69L126 70ZM147 71V72H148ZM173 71H174V73H173ZM188 71V70H187ZM124 72V71H123ZM182 72V71H181ZM188 73V72H187ZM175 74V75H174ZM202 74V73H201ZM145 75V74H144ZM147 75V74H146ZM118 76H120V75H118ZM143 76V75H142ZM141 76V77H142ZM187 76V75H186ZM144 77V76H143ZM188 77V76H187ZM204 77H205V75H204ZM121 78V77H120ZM124 78V77H123ZM127 78V77H126ZM125 78V79H126ZM209 78V77H208ZM112 79V78H111ZM115 79V78H114ZM113 79V80H114ZM140 79V78H139ZM139 79H138V81H139ZM148 78L145 80V81H147V80H149ZM118 81V80H117ZM121 81H123V80H121ZM143 81V80H142ZM153 81V82H152ZM188 81V80H187ZM227 81V83H225ZM124 82V81H123ZM136 82H137V80H136ZM149 82V81H148ZM141 83V82H140ZM139 83V84H140ZM187 83V82H186ZM211 83V82H210ZM114 84H115V82H114ZM136 84V83H135ZM147 85V84H146ZM184 85V86H185ZM150 86V85H149ZM152 86V85H151ZM184 86H183V88H184ZM116 87V86H115ZM144 87V86H143ZM216 87V88H217ZM111 88V87H110ZM140 88V87H139ZM152 88V87H151ZM148 89H149V87H148ZM124 90V89H123ZM131 90V89H130ZM146 90V89H145ZM145 90H144V93H146L145 92ZM185 90V89H184ZM111 91V90H110ZM127 91H128V89H127ZM256 91V92H255ZM143 92V91H142ZM201 92V91H200ZM221 92V91H220ZM129 93H130V91H129ZM176 93V94H175ZM203 93V92H202ZM223 93H224V91H223ZM117 94V93H116ZM147 94V95H148ZM215 94V93H214ZM24 95V94H23ZM129 95V94H128ZM141 95V94H140ZM145 95L146 94H144V97H145ZM146 95V96H147ZM205 95V94H204ZM217 95V94H216ZM224 95H225V93H224ZM15 96H16V98L18 97V99H19V97H20V93L18 94V92L14 95V98H15ZM223 96V95H222ZM13 97V96H12ZM116 97V96H115ZM143 97V96H142ZM225 97V96H224ZM234 97V99H235V96H233ZM13 98V99H14ZM22 98V97H21ZM207 98V97H206ZM209 98V97H208ZM226 98V97H225ZM116 99V98H115ZM114 99V100H115ZM142 99V98H141ZM146 99H147V97H146ZM249 99V98H248ZM209 100H211L210 98H209ZM11 101V100H10ZM140 101V100H139ZM204 101V100H203ZM235 101H238V100H236L235 99ZM114 102V101H113ZM112 102V103H113ZM116 103H117V99H116V101H115ZM144 102V101H143ZM198 102V101H197ZM202 102V101H201ZM207 103H208V100L206 101ZM243 102V103H244ZM116 103H114V106H117V104ZM147 103V102H146ZM248 103V102H247ZM14 104V103H13ZM18 104V103H17ZM137 104V103H136ZM145 104V103H144ZM20 105V104H19ZM18 105V106H19ZM204 105H206V103L204 104ZM246 105V104H245ZM21 106V105H20ZM134 106V105H133ZM138 106V105H137ZM207 106H209V104L207 105ZM238 106V108H239V104L237 105ZM5 107V106H4ZM10 107H11V104H10ZM14 107H15V105H14ZM241 107H240V109H241ZM12 108V107H11ZM116 108V107H115ZM197 108V107H196ZM200 108V107H199ZM204 108V107H203ZM203 108H201L202 110H204ZM206 108V107H205ZM8 109V108H7ZM15 109H16V107H15ZM25 109V108H24ZM24 109L22 110H20V111H24ZM114 109V108H113ZM116 109H119V108H116ZM144 109H146V110H144ZM129 110V109H128ZM197 110V109H196ZM199 110V109H198ZM263 111V113H262V115H261V113H260V116L258 115V113L260 112V111ZM112 111V110H111ZM114 112H115V114H114ZM213 114V115H210V114ZM200 114V115H199ZM209 114V115H208ZM112 115H115L114 117L112 116ZM21 116V117H20ZM20 119L22 118L23 119V116L26 118L27 117V114L25 113V115H24V113H23V115L22 114H20ZM36 116H38V115H36ZM104 116V115H103ZM24 118V119H25ZM28 121L30 122V124L32 123L33 125H35V124H38V123H41L42 121H43V115L42 116H39V117H35V115L33 114V113H29L28 114ZM98 118V117H97ZM100 118V117H99ZM99 118L97 119V122H98V124H99ZM105 118L107 119V121L105 120ZM16 119H18V118H16ZM110 119V120H109ZM117 119V118H116ZM100 120H102L101 118H100ZM17 121V120H16ZM104 121H102V123H100V124H103L104 126H106L107 124L105 123H103ZM117 121H118V119H117ZM15 122V121H14ZM14 122H13V124H14ZM19 122V121H18ZM23 122V121H22ZM203 122H204V124H203ZM16 123V122H15ZM35 123V124H34ZM112 123V122H111ZM111 123H109V125H111ZM209 123V124H208ZM210 123H211V125H210ZM31 124V125H32ZM98 124H97V126H98ZM99 124V128H101V125ZM10 125H12V124H9V126ZM17 125H18V123H17ZM32 125V126H33ZM208 125V126H207ZM210 125V126H209ZM9 126H8V128H9ZM16 125L14 124V129L15 128H17V126L15 127ZM180 126V127H179ZM107 127H109V126H107ZM106 127V128H107ZM219 127H222V128H220L219 129ZM7 128V129H8ZM13 128V127H12ZM102 129V128H101ZM115 129L117 130V128H116V125H115ZM100 130V129H99ZM105 129H103L102 131H104ZM114 130V129H113ZM13 131V130H12ZM119 131H120V128H119ZM173 131H175V133H174V135H173ZM179 131V132H178ZM6 132H8V131H6ZM10 132H11V129H10ZM114 132V131H113ZM116 132V131H115ZM117 132H118V130H117ZM179 133V134H176V133ZM32 133V132H31ZM171 134L172 133V135L170 136H168V134ZM194 133H195V135H194ZM85 134V133H84ZM84 134H82L81 132H79V133H68V134H64V135H54V136H48V137H45V136H36V137H34V138H30V140H31V144L34 142H37L38 143V148L37 149H35L34 150V153H35V156H34V161H33V164H32V186H33V188H34V193L41 199V201L42 202H44V199L40 196V194H39V192H38V190H37V187H36V181H35V176H36V169H37V166H38V163H39V161H40V159H41V157L48 151V150H50V149H52L53 147H55V146H59V145H62V144H74V145H78V146H81V147H83V148H85V149H87V150H89L91 153H94V154H96V156L98 157V158H101L100 156V150L97 148V146H95V144H93L94 142H92L91 140H90V138L88 139V137H86V135H84ZM120 134H121V131H120ZM119 135V133L117 134L116 133V138H118L117 136ZM205 135V136H204ZM182 136V135H181ZM8 137V136H7ZM119 137H120V135H119ZM123 137V136H122ZM183 137V136H182ZM199 137V136H198ZM16 138V137H15ZM188 138V137H187ZM204 138V139H205ZM6 139V138H5ZM185 139H186V137H185ZM189 139V138H188ZM191 139V138H190ZM197 139H201V137L200 138H197ZM196 139V140H197ZM218 139V140H217ZM7 140V139H6ZM11 140H12V142H11ZM11 140H9L8 139V143L6 142V147L9 149V150H7V148H6V152L8 151L9 153H12V156H13V159H12V161H11V159L8 157V159L7 160H3V163L4 164H6V165H11V163H13L11 166H14V164H16V159H20L21 158V156L20 155H22V153L25 151V146H24V143L22 144V143H18L17 141L16 142H14L13 143V140L14 139H11ZM30 140H29V143H30ZM202 140H203V138H202ZM207 140H209V141H207ZM188 141V140H187ZM259 141V142H258ZM192 142H194V141H192ZM5 143V142H4ZM146 143H147V145L149 144V148L151 149V154L149 155V157H147L148 156V154H147V156H145V157H143L144 156V154H142L143 156H141L140 154H139V152H140V150H142V149H145V147H144V144L146 145ZM190 143V142H189ZM2 144H3V142H2ZM192 144V143H191ZM202 144V145H203ZM26 145V144H25ZM143 145V146H142ZM259 145H257V146H259ZM28 146H29V144H28ZM4 147V148H3ZM123 147V146H122ZM256 147V146H255ZM0 148H1V150H0V152L2 151L3 152V149H5V144L1 147V145H0ZM3 148V149H2ZM174 148V147H173ZM172 149V148H171ZM248 149V148H247ZM256 148H253V151L255 150ZM259 150H261V148H259ZM5 151V150H4ZM128 151V150H127ZM145 151V150H144ZM236 151H238V150H236ZM252 151V152H253ZM1 152V153H2ZM154 152H155V154H154ZM214 152V153H215ZM235 152V151H234ZM255 152V151H254ZM260 152H263V151H260ZM4 153V152H3ZM2 153V154H3ZM9 153H8V155H9ZM130 153V152H129ZM142 153V152H141ZM148 153V152H147ZM153 153V154H152ZM232 153V152H231ZM238 153V152H237ZM197 154V153H196ZM261 154V153H260ZM7 155V154H6ZM193 155V154H192ZM163 156V157H162ZM216 156V155H215ZM238 156V155H237ZM11 157V156H10ZM181 157V156H180ZM190 157V156H189ZM192 157V156H191ZM102 158H103V156H102ZM101 158V159H102ZM177 158V157H176ZM237 158H240V157H237ZM171 159H172V157H171ZM183 159H181V160H183ZM196 159V158H195ZM241 159V158H240ZM246 159H248V156H247V158ZM250 159V158H249ZM8 160H10L11 162H8ZM177 160V159H176ZM214 160H217V159H214ZM231 160V159H230ZM18 161V160H17ZM101 162H102V160H100ZM173 161V159L172 160H170V162H172ZM175 161V160H174ZM197 161L195 162V163H197ZM210 161V160H209ZM219 161V160H218ZM237 161V160H236ZM242 161V160H241ZM15 162V163H14ZM145 163V164H144ZM176 163H179L178 161L176 162ZM185 163V162H184ZM191 163H193L194 164V162H192L191 161ZM208 163V162H207ZM218 163V162H217ZM201 164V163H200ZM199 165V164H198ZM197 165V166H198ZM219 165V164H218ZM232 165V164H231ZM167 166V165H166ZM172 166H174L173 164H172ZM172 166H170L171 168H172ZM177 166V165H176ZM182 165H178L177 167H176V169L179 167V171H178V173L180 174L181 173V169H180V167H181ZM194 166V165H193ZM192 166V168L193 169H191V173H190V175L191 176H189V178L190 179H188L187 180V183H184V182H186V180H184V178L183 177H181L182 178V184H183V187H188V189H189V191H191V194H192V191H193V194H192V196H191V198L192 197H194L195 198V196L197 197V194H198V199H200V197L203 199L204 197H202L203 196V194H205V195H207L209 198L211 197V201L209 200V202L211 203L210 205H211V207H212V202H214V207H215V205H216V203L218 204L219 202H217V200H218V197H219V200H220V196L219 195H217V191H216V196H214L213 194H212V187H214V186H217V185H222V183L221 184H219L221 181L219 180V179H217V180H219L218 182L219 183H217L216 181V177H219V178H221L220 176H218L219 174L217 173V174H215V172H214V175H211V177H209V175H207V179L209 180V179H211V181H208L207 179H206V177H205V179H203L204 178V176H206L205 174H204V176L203 177H201V175L197 172H195L194 173V171H195V169H194V167ZM217 166V165H216ZM236 166V165H235ZM234 166V167H235ZM126 167V166H125ZM168 167H169V165H168ZM209 167V166H208ZM234 167H232V168H234ZM215 168V167H214ZM217 168V169H216ZM215 168V170H216V172H217V170H219V167L217 166ZM236 168V167H235ZM234 168V169H235ZM237 168H238V166H237ZM167 169V170H166ZM233 169V171L235 172V170ZM192 170H194V171H192ZM198 170V169H197ZM205 170V169H204ZM209 170H213V169H209ZM214 170V171H215ZM129 171V172H130ZM141 171V172H142ZM173 171H176V170H173ZM177 171H176V173H177ZM232 171V172H233ZM128 172V175H130V173ZM138 172V171H137ZM233 172V173H234ZM132 173H133V171H132ZM136 173V172H135ZM134 173V174H135ZM171 173V172H170ZM204 173V172H203ZM205 173H206V171H205ZM212 174H213V172H211ZM232 173V174H233ZM172 174L173 173H171L170 174V176L172 177ZM181 174H183V173H181ZM131 176V175H130ZM177 176V175H176ZM188 176V175H187ZM216 176V177H215ZM173 177H175V175L173 176ZM179 177H180V175H179ZM179 177H177V179L179 178ZM209 177V178H208ZM134 178V177H133ZM181 178H180V180H181ZM214 178H215V180H214ZM249 178V177H248ZM251 178V177H250ZM142 179V178H141ZM140 178H139V180H141ZM144 179V178H143ZM176 179V178H175ZM186 179V178H185ZM180 180H179V182H180ZM247 180V179H246ZM171 181V180H170ZM177 181V180H176ZM234 181V182H233ZM248 181H249V179H248ZM15 181H12V180H6V179H3V180H1V182L0 183H2V188H3V191L4 192H6L7 194H8V196L10 197V198H13V197H16L17 198V194H19V191H18V188H19V185L17 184L16 185V183H14ZM168 182V181H167ZM173 183H174V181H172ZM171 182V183H172ZM235 182L236 183H238L237 184V186L235 185ZM142 183H143V181H142ZM145 183V182H144ZM143 183V184H144ZM170 183V182H169ZM241 183H243L242 181H241ZM240 183V184H241ZM244 183H247V182H245L244 181ZM262 183V184H261ZM186 184V185H185ZM225 184V185H224ZM252 184H254V182L252 183ZM256 184V183H255ZM154 185V186H155ZM171 185V184H170ZM145 186V185H144ZM159 186H156V188L157 187H159ZM177 186H178V183H177ZM243 187H242V189H246V190H243L242 191V189H240L241 187H239V189H240V191H242V192H240L239 193V191H238V193L237 194H235V195H231V197L232 196H234V197H232L231 199L233 200H231V201H228V200H230V198L228 199V200H225L226 198L224 197V200H225V202H224V206H225V208H227L228 207V203H229V205H230V207H231V204L233 203V205L234 206H236L237 205V208H238V210L237 211H241V213L242 212H246V208H247V206H246V199H247V193H248V189H249V187L251 186H249V184H243L242 185ZM18 187V188H17ZM152 187V186H151ZM159 187V188H160ZM174 187V186H173ZM180 187H182V186H180ZM179 186L177 187V188H180ZM219 187V186H218ZM222 187V186H221ZM245 187V188H244ZM175 188H176V186H175ZM235 188V189H234ZM149 189H150V187H149ZM153 189V188H152ZM163 189H164V187H163ZM181 189V188H180ZM179 189V190H180ZM254 189H255V187H254ZM155 190V192H156V189H154ZM154 190H152L153 192H154ZM178 190V189H177ZM177 190H176V194H177ZM250 190H251V188H250ZM21 191V190H20ZM162 191V190H161ZM186 191V190H185ZM245 191H247V193H246V195H245ZM264 191V190H263ZM155 192H154V194H155ZM173 192V191H172ZM22 193H23V195H22ZM20 192V194L18 195V196H24V195H26L25 194V192ZM148 193H149V191H148ZM184 194V192H183V190H182V192L180 193V192H178V194H177V196L179 197V195L180 194ZM194 193H196L195 194V196H194ZM236 193V192H235ZM150 194H152V193H150ZM162 194V193H161ZM175 193H174V195H176ZM188 194V193H187ZM187 194H185L184 195V197H186L187 198ZM224 194H226V195H224ZM234 194V193H233ZM159 195V194H158ZM262 195V194H261ZM20 196V197H21ZM155 196V195H154ZM229 196V195H228ZM227 196V197H228ZM178 197H177V202L178 201H180L179 199H178ZM180 197H181V195H180ZM182 197H183V195H182ZM181 197V198H182ZM255 197V196H254ZM15 198V199H16ZM164 197H162V199H163ZM190 198V199H191ZM173 199V198H172ZM183 199V198H182ZM181 199V200H182ZM198 199H196V200H198ZM260 199V198H259ZM258 199V200H259ZM262 199V198H261ZM184 200H185V198H184ZM186 200H189V198L188 199H186ZM255 200V199H254ZM158 201V200H157ZM174 201H176V196L174 197ZM200 201V200H199ZM205 201H207V200H205ZM226 201H228V203L226 202ZM234 201H235V203H234ZM162 202H164L163 200H162ZM191 202H193L194 204H191V205H189V204H187V203H190V202H185L184 201V205H182L181 207H180V205H177V206H175V205H173V206H175L174 208H172V216H173V218H175V217H177V216H179V214L181 215V214H183V215H185V214H190V215H188V219H186L185 220V217H184V220H177L176 221V223H173L172 224V226H173V230L175 229V234H174V231L171 229V231L173 232V236H172V241L170 242V243H172L173 242V244H175V248H176V246H177V248H178V246H179V242H181V245L180 246H182L183 244H186V243H188V242H190V244L192 243V242H194V243H196L197 241H202V239H206V238H208V237H210L209 235H211L212 234V229H213V223L211 222V220H212V218H211V220L210 219H208L207 220V214H206V219H205V217L204 216H201L202 215V213H200L198 210L201 208V207H199V209L196 211L195 209H196V207H194V206H196V205H198L199 203L196 201L195 202V199L194 200H191ZM203 202H204V199H203V201H201V203H202V205H204L203 204ZM208 202V203H209ZM4 200L2 199V198H0V212H2V210H1V205L3 206L4 204ZM158 203V202H157ZM180 203H181V201H180ZM182 203H183V201H182ZM208 203H205L206 205H209ZM231 203V204H230ZM262 203H264V202H262ZM159 204H160V201H159ZM158 204V205H159ZM162 204V203H161ZM160 204V205H161ZM174 204V203H173ZM7 205H8V207H11V204L8 202L7 203ZM84 205V204H83ZM83 205H81V206H77V207H74V208H69V209H64V212L65 211H67V212H70V210L71 211H73L72 212V214L75 216V217H78V216H80V214L81 215H83L82 214V212H83V208H81ZM160 205L159 206H157V209H159V207H160ZM210 205H209V207H210ZM220 205H221V203H220ZM227 205V206H226ZM233 205H232V207H233ZM199 206V205H198ZM205 206V205H204ZM223 206V207H224ZM163 207H164V204H163ZM206 207V206H205ZM219 207V206H218ZM222 206H221V209L220 210H223L224 211V208H223ZM176 208V209H175ZM192 208H195V209H192ZM216 208H217V206H216ZM229 208V207H228ZM236 208V209H237ZM76 209H78V210H76ZM174 209V210H173ZM202 209V208H201ZM204 209V208H203ZM210 209H212V210H214L213 208H210ZM219 209L217 208V209H215V210H218V212H219ZM235 209V208H234ZM236 209H235V211H236ZM75 210V211H74ZM214 210V211H215ZM225 210H227V209H225ZM232 210V209H231ZM161 211V209H159V211H158V213ZM37 212H38V209H37V207H35V208H32L30 211H29V213H28V216H27V218H26V220H28L29 221V223L32 225V227H33V230H31V231H29L28 232V240H29V249H24V250H22V251H24V253L21 255V259L24 261V262H26V264H29L28 262H30L31 264H35V263H33L32 261H35L36 260V262H40V261H42V260H44V259H49V264H62V261H61V259H60V257L63 255V251L61 252V250L59 251V250H55L56 248H55V246H54V243H52L50 240H48L46 237H44V236H42L41 234H40V232H38L39 231V229H37V224H36V220H35V217L37 216ZM162 212H163V210H162ZM162 212H160V213H162ZM202 212H203V210H202ZM205 213H206V209H205V211H204ZM218 212H215V213H217L218 215H219V213ZM222 212V211H221ZM220 212V213H221ZM238 212V213H239ZM248 212V211H247ZM148 213V212H147ZM151 213V212H150ZM158 213H157V217H158ZM185 213V214H184ZM225 213L226 212H224V215H225ZM231 213V212H230ZM229 213V214H230ZM71 214V215H72ZM163 214V213H162ZM201 214V215H200ZM211 214H212V212H211ZM222 214V213H221ZM148 215V214H147ZM182 215V216H183ZM218 215H217V217H218ZM226 215H227V213H226ZM243 215V214H242ZM244 215H245V213H244ZM150 216V215H149ZM202 218H201V217ZM216 216V215H215ZM230 216V215H229ZM234 216V215H233ZM156 216H155V218H157ZM160 217H161V215H159V220L158 221H160L161 219H160ZM246 217H248V216H246ZM80 219H81V217H79ZM186 218H187V215H186ZM209 218H210V216H209ZM227 218V217H226ZM230 218V217H229ZM232 218V217H231ZM252 218V217H251ZM78 219V218H77ZM204 219V220H203ZM242 219H244V218H242ZM264 219V218H263ZM209 220H210V222H209ZM221 220V219H220ZM233 220V219H232ZM249 220V219H248ZM257 220V219H256ZM259 220V219H258ZM222 221H224V219H222ZM251 221V220H250ZM250 221H247L246 220V223H247V225L245 224L244 226H250V224H251V222ZM157 222V221H156ZM175 222V221H174ZM91 223V222H90ZM89 223V224H90ZM159 223V222H158ZM223 223V222H222ZM226 223H228V224H234L232 221H231V223H229V222H227V220H226ZM236 223V222H235ZM253 223V222H252ZM258 224V223H257ZM85 225V224H84ZM90 225H91V227H90ZM89 225V227H88V229L90 230V229H92L91 231H93L94 230V225L93 224H90ZM93 225V226H92ZM238 225V224H237ZM239 225H241V223L239 224ZM238 225V226H239ZM254 225V224H253ZM87 226H88V222H87ZM219 226V225H218ZM217 226V227H218ZM230 226L231 225H228V227L230 228ZM242 226H243V224H242ZM241 226V227H242ZM248 226V227H249ZM85 227H86V225H85ZM175 227V228H174ZM240 227V226H239ZM238 227V228H239ZM245 227V228H246ZM254 227V226H253ZM260 227V226H259ZM262 227V226H261ZM87 228V227H86ZM227 228V227H226ZM232 228V227H231ZM237 228V227H236ZM238 228H237V231H238ZM244 228V227H243ZM245 228H244V230H245ZM256 228V227H255ZM252 229V227L250 226V230ZM84 230H85V228H84ZM88 230V231H89ZM239 230H240V228H239ZM247 230V229H246ZM248 230H249V228H248ZM249 230V232L252 234V232H253V230H252V232ZM257 230V229H256ZM171 231L169 232V233H171ZM210 231H211V233H210ZM90 232V231H89ZM261 232V231H260ZM260 232H258V233H260ZM113 233V232H112ZM210 233V234H209ZM231 233H233V232H231ZM243 233V232H242ZM246 233V232H245ZM43 234V233H42ZM114 234H116L115 233V231H114ZM120 234V233H119ZM262 234L263 233H261V236H262ZM112 235V234H111ZM162 235H164V234H162ZM172 235V234H171ZM249 235V234H248ZM115 236V235H114ZM158 236V235H157ZM167 236V235H166ZM169 236H170V234H169ZM257 236H259V234L257 235ZM159 237V236H158ZM165 237V236H164ZM171 237V236H170ZM212 237H213V235H212ZM243 237H245V236H243ZM249 237V236H248ZM255 237V236H254ZM123 238V239H122ZM122 238L120 239V237L118 238V235H117V237L115 236V238H114V240H112V242H113V244L115 245L116 243H118V245L119 244H122V243H125V238L123 237V233H122ZM162 238V237H161ZM166 238V237H165ZM211 238V237H210ZM247 238V237H246ZM256 238V237H255ZM263 238H264V236H263ZM204 239V240H205ZM238 239V238H237ZM236 238L234 239V240H237ZM242 239V238H241ZM262 238H260V240H261ZM155 240V239H154ZM158 240V238H156V240L155 241H157ZM208 240L209 239H207V242H208ZM254 240H256V239H254ZM151 241V240H150ZM160 241V240H159ZM159 241H158V243H159ZM192 241V242H191ZM238 241V240H237ZM251 241H252V237H251ZM251 241H249V242H251ZM110 242H111V240H110ZM115 242V243H114ZM145 243H147V241H144ZM154 241H152L151 243H153ZM176 242H177V245H176ZM183 242V243H182ZM203 242V241H202ZM257 242H258V245L260 244L259 243V241L257 240ZM162 244H163V242H161ZM169 243V244H170ZM193 243V244H194ZM205 243V242H204ZM204 243H203V246H205L204 245ZM88 245H89V243H87ZM87 244H85V245H87ZM91 244V243H90ZM97 244V243H96ZM109 244V243H108ZM126 244H127V241H126ZM238 244V246L239 245H241L240 243H237ZM58 245V244H57ZM98 245V244H97ZM128 245V244H127ZM142 245V246H141ZM139 247H137V250L138 251H140L141 253L140 254H142L143 252H145L144 253V255H147L148 256V253H149V251H148V248L146 247V246H149V247H151V245L148 243L147 245H144L143 246V244H141ZM154 245H156V244H154ZM233 245H235L234 243H233ZM263 245H264V243H263ZM91 246V245H90ZM101 246V245H100ZM104 245H102V247H103ZM105 246H106V243H105ZM110 246V245H109ZM109 246H108V248H109ZM158 246V248L160 249V247L162 246H160L159 247V245H157ZM163 246H164V244H163ZM168 246V245H167ZM173 246V245H172ZM172 246H171V248H172ZM184 246V245H183ZM192 246V245H191ZM194 246V248H195V244L193 245ZM241 246H243V244L241 245ZM260 246H262V245H260ZM94 247V246H93ZM121 247H123V245L121 246ZM249 247H250V245H249ZM257 247V246H256ZM263 247V246H262ZM59 248H60V246H59ZM88 248V247H87ZM92 248V247H91ZM98 248V247H97ZM105 248V247H104ZM119 248V247H118ZM127 248H128V246H127ZM131 248H132V245H131ZM157 248V247H156ZM165 251H166V245H165ZM169 248H170V245H169ZM169 248H168V250H169ZM174 248V246H173V249H175ZM235 248V247H234ZM241 248V247H240ZM239 248V249H240ZM259 248H261V247H259ZM79 249V253H80V250H81V248H78ZM120 249V248H119ZM134 249V248H133ZM183 249V248H182ZM196 249H198V247L196 248ZM244 249H246V248H244ZM251 249V248H250ZM77 250V249H76ZM76 250H74L75 251V253H77L76 252ZM84 250V249H83ZM88 250V249H87ZM153 250V249H152ZM158 250V249H157ZM164 250V249H163ZM162 250V251H163ZM179 250H181V248L179 249ZM179 250H178V255H180V253H182V251L179 253ZM195 250V249H194ZM254 250V249H253ZM253 250H251V251H253ZM256 250V249H255ZM254 250V251H255ZM261 250H264L263 248L261 249ZM89 251V250H88ZM130 250H128V252H129ZM170 251H171V249H170ZM232 251H233V247H232ZM238 251H240V250H238ZM246 251H247V249H246ZM250 251V252H251ZM253 251V252H254ZM260 251V250H259ZM65 252V251H64ZM150 252H152V251H150ZM169 252V251H168ZM175 252V251H174ZM207 252V251H206ZM241 252V251H240ZM261 252V251H260ZM82 253H83V251H82ZM95 253H96V250H95ZM147 253V254H146ZM155 254L157 253V252H154ZM161 253H163V256H164V263H165V259L167 258L166 256H168V253L166 252V254L167 255H164V252H161ZM176 253H177V250H176ZM176 253H175V256H176ZM192 253H194V252H192ZM195 253H196V251H195ZM195 253H194V255H195ZM202 253V252H201ZM203 253H205V252H203ZM218 252H216V254H217ZM242 253V252H241ZM240 253V254H241ZM245 253V251L242 253V254H244ZM249 253V249H248V252H247V254ZM73 254V253H72ZM78 254V253H77ZM84 254H86V253H84ZM88 254H89V252H88ZM94 254V253H93ZM98 254V253H97ZM171 254V253H170ZM200 254V253H199ZM213 254H214V252H213ZM233 254H234V252H233ZM246 254V255H247ZM252 254V253H251ZM254 254V253H253ZM261 254V253H260ZM144 255H143V257H144ZM153 253L151 254L150 253V256H148V257H144L145 259H147V258H149V260H153L152 262H154V260H155V255H153ZM174 255V253L173 254H171V256H173ZM239 255V254H238ZM238 255H236L235 254V256L237 257ZM255 255V254H254ZM83 256V255H82ZM85 256V255H84ZM89 256V255H88ZM142 256V255H141ZM158 256V255H157ZM200 256L202 257V255L200 254ZM215 256V255H214ZM248 256H250V254H248ZM255 256H257V255H255ZM166 257V258H165ZM184 258H185V256H183ZM198 257H199V255H198ZM197 257V258H198ZM204 257V256H203ZM217 257H218V254H217ZM222 257V256H221ZM235 257V258H236ZM243 257V256H242ZM241 256H239L238 257V259L240 258H242ZM252 257H253V255L251 256V258H250V261L252 260ZM157 258V257H156ZM160 258H161V254H160ZM179 258V257H178ZM177 258V259H178ZM192 258V257H191ZM249 258V257H248ZM258 258V257H257ZM263 258V257H262ZM143 259V258H142ZM144 259V260H145ZM158 259H159V256H158ZM174 259H175V257H174ZM180 259V258H179ZM185 259H187V257L185 258ZM194 259V258H193ZM192 259V260H193ZM196 259V258H195ZM204 259V258H203ZM202 259V260H203ZM210 259V258H209ZM211 259H215V258H213V256H212V258ZM237 259V260H238ZM168 259H166V261H167ZM159 261L161 262L162 260L161 259H159ZM158 261V262H159ZM169 261V260H168ZM167 261V262H168ZM208 261V260H207ZM217 261H218V259H217ZM260 261H262V259H260ZM264 261V260H263ZM147 262V261H146ZM150 262V261H149ZM152 262H150V264L152 263ZM141 263H142V261H141ZM145 262L143 261V264H144ZM163 263V262H162ZM207 263V262H206ZM235 263V262H234ZM251 264H253V260L250 262ZM262 263V262H261ZM0 264H21V260L16 256V254H14L13 252H12V250L9 248V246L3 241V240H0ZM41 264V263H40ZM146 264V263H145ZM153 264V263H152ZM157 264V263H156ZM158 264H161V263H158ZM191 264H192V261H191ZM196 264V263H195ZM210 264H211V262H210ZM254 264H258V262H257V259H256V262H254ZM260 264V263H259ZM263 264V263H262Z\"/></svg>", "mask_w": 264, "mask_h": 264}, {"label": "crops", "instance_id": "0c3cea01", "mask_svg": "<svg viewBox=\"0 0 264 264\" xmlns=\"http://www.w3.org/2000/svg\"><path fill=\"white\" fill-rule=\"evenodd\" d=\"M100 167L95 156L87 149L62 144L48 150L36 169V187L44 199V213L57 215L64 209L81 206L96 193L100 183ZM26 229V224L20 216ZM10 217L12 223L13 218Z\"/></svg>", "mask_w": 264, "mask_h": 264}, {"label": "built area", "instance_id": "2783aa9c", "mask_svg": "<svg viewBox=\"0 0 264 264\" xmlns=\"http://www.w3.org/2000/svg\"><path fill=\"white\" fill-rule=\"evenodd\" d=\"M69 219L66 216L43 215L41 224L46 231L61 229L69 225ZM12 223L9 218L0 217V240H3L14 254L20 256L21 249L27 241L25 230H11Z\"/></svg>", "mask_w": 264, "mask_h": 264}]
</instances>
